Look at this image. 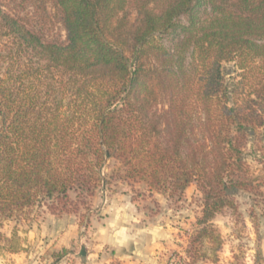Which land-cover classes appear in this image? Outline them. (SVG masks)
<instances>
[{"label": "trees", "instance_id": "obj_1", "mask_svg": "<svg viewBox=\"0 0 264 264\" xmlns=\"http://www.w3.org/2000/svg\"><path fill=\"white\" fill-rule=\"evenodd\" d=\"M263 127L264 0H0V231L120 184L176 204L196 184L195 247L252 186Z\"/></svg>", "mask_w": 264, "mask_h": 264}, {"label": "rangeland", "instance_id": "obj_2", "mask_svg": "<svg viewBox=\"0 0 264 264\" xmlns=\"http://www.w3.org/2000/svg\"><path fill=\"white\" fill-rule=\"evenodd\" d=\"M61 30L54 24L65 36ZM224 72L230 83L238 81L233 63L224 64ZM257 81L248 80L250 91L259 89ZM243 149L253 184L235 192L234 206L211 221L215 236L195 247L190 238L200 228L202 210L196 184L178 204L149 194L144 185L133 191L120 184L114 192L99 190L90 211L55 216L42 209L33 222H7L0 233L12 238L16 229V250L0 253V264H14L13 255L21 253L27 254L23 264H264V127L247 137ZM65 232L70 235L61 242Z\"/></svg>", "mask_w": 264, "mask_h": 264}, {"label": "crops", "instance_id": "obj_3", "mask_svg": "<svg viewBox=\"0 0 264 264\" xmlns=\"http://www.w3.org/2000/svg\"><path fill=\"white\" fill-rule=\"evenodd\" d=\"M50 237H52V236H54V234L52 233V234H48ZM70 234H69V232L67 233V232H65L64 234H63V237H62V240H61V242H65L66 240H67V237L69 236ZM13 258H14V264H23V262L26 260V258H27V254H23V253H21V254H17V255H13Z\"/></svg>", "mask_w": 264, "mask_h": 264}]
</instances>
